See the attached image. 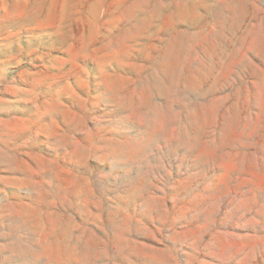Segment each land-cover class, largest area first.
I'll list each match as a JSON object with an SVG mask.
<instances>
[{
	"label": "rangeland",
	"instance_id": "obj_1",
	"mask_svg": "<svg viewBox=\"0 0 264 264\" xmlns=\"http://www.w3.org/2000/svg\"><path fill=\"white\" fill-rule=\"evenodd\" d=\"M0 264H264V0H0Z\"/></svg>",
	"mask_w": 264,
	"mask_h": 264
}]
</instances>
